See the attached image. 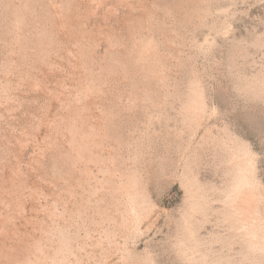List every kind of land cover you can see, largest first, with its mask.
<instances>
[{"label": "rangeland", "instance_id": "374dc122", "mask_svg": "<svg viewBox=\"0 0 264 264\" xmlns=\"http://www.w3.org/2000/svg\"><path fill=\"white\" fill-rule=\"evenodd\" d=\"M0 264H264V0H0Z\"/></svg>", "mask_w": 264, "mask_h": 264}, {"label": "bare ground", "instance_id": "6f19581e", "mask_svg": "<svg viewBox=\"0 0 264 264\" xmlns=\"http://www.w3.org/2000/svg\"><path fill=\"white\" fill-rule=\"evenodd\" d=\"M248 154L246 150L242 149L237 153L235 158L236 161L241 160L244 165L242 167L238 165L237 174L235 175L234 181L226 189L223 200L224 208L241 221L243 226L249 222L257 200L252 186L253 180L250 176V169L254 164H252L253 159L250 160V155ZM243 229H245V227ZM252 237L254 238V236Z\"/></svg>", "mask_w": 264, "mask_h": 264}]
</instances>
